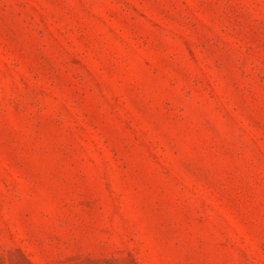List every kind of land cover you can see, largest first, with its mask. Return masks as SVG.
Returning <instances> with one entry per match:
<instances>
[{
  "label": "rangeland",
  "instance_id": "rangeland-1",
  "mask_svg": "<svg viewBox=\"0 0 264 264\" xmlns=\"http://www.w3.org/2000/svg\"><path fill=\"white\" fill-rule=\"evenodd\" d=\"M0 264H264V0H0Z\"/></svg>",
  "mask_w": 264,
  "mask_h": 264
}]
</instances>
